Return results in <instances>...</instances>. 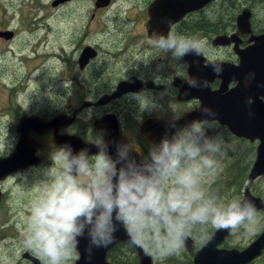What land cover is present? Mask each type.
I'll list each match as a JSON object with an SVG mask.
<instances>
[{
  "label": "flooded vegetation",
  "instance_id": "1",
  "mask_svg": "<svg viewBox=\"0 0 264 264\" xmlns=\"http://www.w3.org/2000/svg\"><path fill=\"white\" fill-rule=\"evenodd\" d=\"M96 1L69 0L54 6H73L72 20L75 18V9L79 6L82 27L81 30H76V24L73 27L69 24L64 44L59 43L58 33V46L53 53V86H56V94L52 103L45 104L39 99L24 98V93L20 90L22 81L10 87L9 98L4 109L0 111V121L8 137V146L4 152H0V159L10 157L19 144L21 135L18 125L21 120L32 118L47 123L56 119L50 129L28 127L30 135L39 143L35 156L41 160L40 163L18 169L0 179V264H43L39 256L23 246L29 206L39 196L45 180L42 176L30 175V172L48 170L52 166L51 155L57 148L62 147L61 137H74L95 145L97 139L106 141L104 132L112 130L111 134L116 136L119 131L128 139V143L135 141L140 145L143 155H147L149 146L140 132L144 121L149 118H173L185 112H194L200 107L201 100L198 96L202 97L201 94L209 97L215 93L217 98L219 95H226L236 85L231 73L229 75L227 71L239 66L241 53L255 48L264 51V45L255 46L256 39L264 37V16H255L253 0H207L201 7L185 11L174 21H171V15L163 13L161 3L153 7L154 17L150 18L147 7L155 0H121L130 7L116 11L112 29L105 18L111 16L110 10L113 9L115 0H110L107 7L97 9ZM258 3L264 10V4L260 1ZM243 4L246 6H241ZM244 10L247 12L242 15ZM98 17L103 21V29L93 30L91 26ZM15 24L13 19L7 20L5 26L0 28V34L6 33L0 39L8 43L6 55L1 56V59L6 56L9 62L10 56L19 58L12 63L14 69L10 65L13 72L9 70L8 77L20 76L24 77L23 80L29 76L35 78L42 71L37 62L40 50L32 49L30 54L33 66L26 76H21L14 70L21 69L23 58L28 57L25 53L21 54L24 51H19L15 45H20L23 32L33 33L38 30V25L31 31H23L19 27L16 30ZM153 31L165 36L169 33L195 36L206 41L202 56L189 54L183 59L191 65L188 74L207 80V88H189L186 76L179 66L182 61L174 60L170 53L158 50L149 42L148 36ZM210 63L222 65L223 72L219 77L212 72ZM34 65L39 71L34 70ZM3 76L6 73L0 74V78ZM119 85L126 86L125 92L112 98ZM62 86H65L63 97ZM260 100L264 105V99ZM220 104L218 101V109ZM210 128L226 133L234 142L242 143L240 154L241 161H245L244 167L251 161L257 142L233 136L226 125L217 121L207 129ZM54 135L58 136L57 144L53 141ZM114 140L116 137L112 138L113 142ZM80 150L82 148L73 147L74 154ZM88 154L94 155L89 151ZM195 246L194 243V250H197ZM131 248L126 242L117 243L107 252L108 262L116 264L111 257L125 258L126 249L131 255ZM132 249L138 264L136 251ZM186 255L191 259L192 254ZM151 261L153 264V259Z\"/></svg>",
  "mask_w": 264,
  "mask_h": 264
},
{
  "label": "clouds",
  "instance_id": "2",
  "mask_svg": "<svg viewBox=\"0 0 264 264\" xmlns=\"http://www.w3.org/2000/svg\"><path fill=\"white\" fill-rule=\"evenodd\" d=\"M148 40L174 60L182 61L179 66L189 88L208 87L207 80L188 74L191 65L183 59L189 54L202 56L205 40L156 31ZM209 65L216 76L222 74L221 64ZM254 78L255 73H248L246 85ZM234 84L238 82L234 80ZM201 114L216 116L208 107L201 108ZM214 122L193 121L166 134L159 143L151 144L147 155L135 141L117 145L115 158L103 139L95 140L98 151L94 155L87 149L74 154L70 145L57 148L40 195L30 203L23 246L43 264H74L81 257L80 240L85 239L83 255L91 264L97 250L116 242L121 228L131 245L161 260L178 254L193 230L203 226L255 234L260 221L252 201L234 198L219 203L205 187L206 178L223 154V139L206 135ZM4 150L5 138L0 139V151Z\"/></svg>",
  "mask_w": 264,
  "mask_h": 264
},
{
  "label": "water",
  "instance_id": "3",
  "mask_svg": "<svg viewBox=\"0 0 264 264\" xmlns=\"http://www.w3.org/2000/svg\"><path fill=\"white\" fill-rule=\"evenodd\" d=\"M67 1L69 0H54L52 6L54 7L59 3ZM206 1L207 0H155L147 7V12L150 15V18H153V7H157V3H161L163 13H165V15H171V21H174L177 20V18H180L181 14L185 11L189 12L196 7L199 8L205 4ZM109 4L110 0H97L95 7L96 9L103 8L107 7ZM244 12L246 13L247 11L244 10L242 15ZM146 28L147 30L149 29L148 23L146 24ZM1 35L4 37L6 36V33L0 34V37H2ZM256 40L257 42L255 46L264 45V37H258ZM241 55L239 66L232 67V71H227V74L230 72L231 75H229L231 78L238 82L229 93L226 95H219L218 98L215 93L214 96L209 95V97H203V94H201L202 97L198 96L201 100L200 107L194 112H185L184 114L180 116L177 115L173 118L162 117L157 120L149 118L144 121V124L140 127V132L145 137L148 146L150 147L153 143H159L161 138L166 134L171 135L177 129H182L190 125L193 121H210L214 119L219 124L226 125L228 131L233 136L235 135L239 138L248 139L251 142H257L254 151V158L246 175L247 182L254 181L264 175V105L262 100H260L264 99V51L255 48L251 51H243ZM248 73H255V78L251 84L246 85L244 78ZM125 90L126 86L119 85L111 97H117L124 93ZM248 100L252 101L251 105L247 104ZM218 101L221 103L219 109L216 107ZM203 107L211 108L216 113V116L211 118L202 115L201 108ZM249 112L253 113V115L249 116ZM55 121L56 119H52L45 123L32 118H25L20 121L18 131L21 135V139L15 148L14 153L10 157L0 159V179L16 172L18 169L38 165L40 163L41 160L35 156L39 143L30 135L28 127L50 129L54 126ZM172 125H175V127H172ZM111 133L112 130L111 132H104V138L106 140L105 143L109 146V154L115 158L116 146L128 143V139L119 131L116 136ZM113 137H116V140H114L115 143L112 141ZM53 141L57 144L58 136L54 135ZM60 141L62 146L70 145L72 150L73 147H78L87 149L92 154H96L98 151L95 145L89 142H84L78 138L61 137ZM132 155L138 161L139 156L135 153ZM240 197L252 201L258 209V212L264 213V201L259 197L252 195L249 187L244 186L242 189V196ZM229 235L230 233L227 231L214 229V231L203 242V245L197 250H194V242L189 237L185 241L183 249L187 254H192V264H249L253 259H257L262 255L264 251V225L261 231L251 239L248 245L239 249L231 247L226 249L219 247V245L227 240ZM116 237L117 239L115 243L95 252L91 264H112L107 260V252L119 242L130 244L128 236L122 228L116 233ZM86 244L87 241L85 239L80 240L79 251L81 257L75 261V264H87L83 255ZM131 246L136 251L138 264H152V257L146 254L143 249L133 245ZM34 262L37 261L34 260Z\"/></svg>",
  "mask_w": 264,
  "mask_h": 264
},
{
  "label": "rangeland",
  "instance_id": "4",
  "mask_svg": "<svg viewBox=\"0 0 264 264\" xmlns=\"http://www.w3.org/2000/svg\"><path fill=\"white\" fill-rule=\"evenodd\" d=\"M53 1L54 0H0V28L1 26H5L7 20L12 19L13 22H16V30H18L19 27L23 31H31L34 26L38 25V30H34V32L36 31L35 33L23 32V34H21L22 37L20 45H15L16 48L18 47L19 51H24L21 54L25 53V55L29 59L24 57V64L21 66V69L14 71L19 72L21 76H24L25 74L29 73L31 67L33 66L31 64L32 55L30 54L32 49L40 50V57L37 59V62L40 67H42L41 73L35 76V78H30L29 76L27 79L23 80L24 77L22 78L20 76L17 78L8 77L9 70L10 72H13V70L11 69L12 63H14L15 59L19 58H11L10 56V60L8 58L9 62L5 58L6 56L1 59V56L6 55L8 43L3 39H0V71L6 73V76L0 78V111L4 109L6 101L9 98L10 87L22 81L23 86L20 88V90L23 91L25 96L24 98L30 100L39 99L45 104H51L52 100L55 97L56 86H53L55 61L53 53L58 46L56 42L58 33L60 34L59 43L64 44V39L68 35L69 24H71L72 27L73 24L74 26L76 24V30H81L82 19L80 20L79 18V6L76 7L75 18L74 20H72L71 16L74 13L73 6L66 5L60 8H56L52 6ZM256 2L258 1L253 0L252 4L255 16H260V18H262L264 16V10L262 8V5H258V3ZM241 6L246 5L243 4ZM128 7H130V5L127 6L123 4L121 0H115L113 9L110 10V12H112L111 16L105 18L107 24L110 23V29H112L113 24H115L114 15L116 11H119L122 8L126 9ZM133 11L135 10L133 9ZM91 27H93V30L103 29L102 19L100 20V17H98L93 26ZM15 43L16 42H14V44ZM15 51L17 50L15 49ZM37 69L38 68H34V70ZM2 72H0V74H4ZM4 85L7 87H5ZM13 93L15 92H11V94ZM64 93L65 86H62V97ZM206 135L209 137L219 136L223 139V154L220 155V157L218 158L217 168L206 178L205 185L206 189L218 198V202L227 203L231 199L241 198L240 196H242V189L244 188V186L249 187L252 195L255 193H259L262 194L261 197H264V175L260 176L254 181L247 182V180H245V182L241 184L242 187L239 188L237 185L238 183L235 184V174L238 169L243 168V165L245 163V161H241L242 157L240 152L242 149L240 148H242V143L239 141L234 142L230 140L226 133H219V131L213 128L207 129ZM4 138L6 146H8V137L6 136L5 128L2 122L0 121V139ZM253 157L251 156L250 162L253 161ZM46 171L47 170H35L30 172V175L35 177L42 176L44 179H46ZM246 172L248 173V169ZM261 197L259 198L262 199ZM258 219L260 221V224L259 229L255 234H246L243 230L234 234L230 233L227 240L223 243V245H219V247L223 246L221 248L227 249L231 247L239 249L248 245L251 239L254 238L261 231L264 225V213L258 212ZM213 231L214 228H212L210 225L194 229L190 237L193 239L196 245L195 247L199 248L201 245H203V242ZM125 252L126 254H128L127 249L125 250ZM186 257L189 258V256L186 255L184 249H182L178 254L167 257L165 259L161 260L154 257H152V259L153 264H183L182 262L186 260ZM254 264H262V259L254 262Z\"/></svg>",
  "mask_w": 264,
  "mask_h": 264
},
{
  "label": "trees",
  "instance_id": "5",
  "mask_svg": "<svg viewBox=\"0 0 264 264\" xmlns=\"http://www.w3.org/2000/svg\"><path fill=\"white\" fill-rule=\"evenodd\" d=\"M255 1H258V2L260 1L261 3L264 4V0H255ZM258 2H256V3H258ZM258 5L261 6L260 3H258ZM249 164H250V162H247V165L245 167L243 166L242 169H238V171L235 174L234 181H235V184L238 183L237 184L238 188L242 187L241 184H243V182H245V180H246V173H247L246 171L248 169ZM253 195L257 196V197H261L262 194L255 193ZM261 198L264 201V197H261ZM130 253H131V255L126 254L127 256L125 258L123 257V258H120V259H115L114 257H111V260L114 263H116V264H137V260H136V258L134 256V251H133L132 248L130 249ZM187 258L188 257H186V260H184V262H182V263L183 264H192L190 259L189 258L187 259ZM260 259H262V264H264V251H263L262 255L259 258L253 259L252 262L249 263V264H254V262H256V261H258Z\"/></svg>",
  "mask_w": 264,
  "mask_h": 264
},
{
  "label": "bare ground",
  "instance_id": "6",
  "mask_svg": "<svg viewBox=\"0 0 264 264\" xmlns=\"http://www.w3.org/2000/svg\"><path fill=\"white\" fill-rule=\"evenodd\" d=\"M36 65V64H35ZM36 68V67H35Z\"/></svg>",
  "mask_w": 264,
  "mask_h": 264
}]
</instances>
